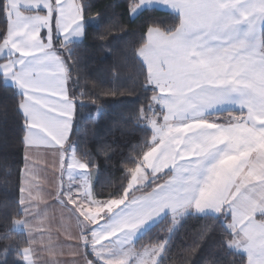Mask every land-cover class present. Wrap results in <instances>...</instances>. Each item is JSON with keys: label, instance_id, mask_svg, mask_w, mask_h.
I'll return each mask as SVG.
<instances>
[{"label": "snow or ice", "instance_id": "6c2138e0", "mask_svg": "<svg viewBox=\"0 0 264 264\" xmlns=\"http://www.w3.org/2000/svg\"><path fill=\"white\" fill-rule=\"evenodd\" d=\"M157 8L167 9L173 22L149 25L131 52L139 67L134 87L97 86L88 93L73 46L96 21L86 19L85 0H0V77L18 97L24 149L17 215L37 212L40 225H29L26 246L15 249L19 264H38L32 232L43 243L46 213L33 203L44 198L32 162L39 149L56 156L57 188L46 195L74 218L84 264H163L166 239L139 249L138 241L158 222L170 218L175 225L190 215L218 225L213 246L231 254L232 264H264V0L128 4L133 16ZM78 87L90 97L134 88L151 93L134 116L150 129V139L129 156L119 191L106 196L93 190L99 165L91 150L72 139ZM91 103L99 115L102 105L96 98ZM226 112L235 115L220 119ZM98 151L108 159L111 149ZM20 223L14 219V226ZM45 250L54 253L51 245Z\"/></svg>", "mask_w": 264, "mask_h": 264}, {"label": "trees", "instance_id": "16d2710c", "mask_svg": "<svg viewBox=\"0 0 264 264\" xmlns=\"http://www.w3.org/2000/svg\"><path fill=\"white\" fill-rule=\"evenodd\" d=\"M86 19L102 21L90 23L86 28V38L73 42L81 68V85H87L88 93H96L97 86L107 89L113 86L133 88L139 67L131 57V52L141 43L149 25L164 27L173 22L168 11H142L130 15V0H85ZM2 24V20H0ZM115 25L114 28L110 27ZM119 73V79L113 75ZM75 75V73H74ZM85 88H76L77 109L76 129L72 136L81 146L87 145L99 168L95 170L93 190L98 196L118 192L123 181L121 172L129 156H135L134 149L145 138L150 139V129L143 122L138 123L134 116L141 103H146L150 92H141L134 88L131 93L122 96L81 95ZM13 85L5 83L0 77V264H19L21 257L16 248L26 245V234L15 229L19 198V172L24 164V149L19 144L21 123L17 112L18 97L14 95ZM96 98L103 111L98 115L96 105L91 99ZM83 103V107L80 104ZM109 146V158L106 159L98 149ZM81 150H83L81 148ZM11 172L6 176V172ZM7 181V182H6ZM170 218L160 221L150 229L137 243V248L149 242L168 241L163 264H232L233 257L213 246V239L219 232L217 224L201 216L190 215L181 219L169 232ZM9 239H3L5 234ZM6 245L10 246L5 251Z\"/></svg>", "mask_w": 264, "mask_h": 264}, {"label": "rangeland", "instance_id": "374dc122", "mask_svg": "<svg viewBox=\"0 0 264 264\" xmlns=\"http://www.w3.org/2000/svg\"><path fill=\"white\" fill-rule=\"evenodd\" d=\"M133 16V15H132ZM56 161V156L52 152H45L43 149H39L33 152L32 155V162L36 165L38 175L36 183L38 185L39 190L44 194L43 199H38L33 203L36 205V210L41 212L44 216L43 226L41 232L43 233V243L34 244L33 247H36L39 252L42 251L46 254L45 257L47 259L51 258V261L59 258V261H63V264H71L69 258H64L63 260L61 257H58V253L60 251H68V250H75L77 249L78 254L74 257V262L72 264H84L83 252L79 251L80 248H77L75 245L79 243V233L75 227L74 218H70L69 212L67 209L62 208L58 204L52 203V198L48 197L46 194H54L57 188L58 180V172L56 167L54 166V162ZM24 167V164H23ZM95 177V171L92 173V183ZM76 180L80 179V174L77 173ZM67 185V181L65 182ZM78 187L77 184H73V188ZM66 190H68L66 188ZM73 197H75V193H73ZM83 199V198H82ZM71 206H69L70 208ZM36 215L37 212H33L30 210V214L22 216L20 219L25 221V223L16 224L13 227L15 229H21L25 232L26 237L29 238L28 234V226L31 225L32 228H37L40 225L36 222ZM171 221V219H170ZM176 225V224H175ZM175 225L171 222V229L175 227ZM32 239H36L37 242L41 240V233L40 232H32L31 234ZM74 238V245L68 246L71 239ZM47 241V243H46ZM53 243L54 253H50L46 251V247ZM52 246V245H51ZM68 249V250H67ZM139 249V248H138ZM64 251V252H66ZM44 257V258H45ZM42 258V257H41ZM45 259L43 260V264H46Z\"/></svg>", "mask_w": 264, "mask_h": 264}, {"label": "crops", "instance_id": "0c3cea01", "mask_svg": "<svg viewBox=\"0 0 264 264\" xmlns=\"http://www.w3.org/2000/svg\"><path fill=\"white\" fill-rule=\"evenodd\" d=\"M160 9H163V8H160ZM163 10H166V11H168L167 9H163ZM75 41H78V40H75ZM5 81V80H4ZM5 83H7V84H10V85H12V83H11V81H5ZM230 115H235V113H224V116L223 117H220V119H226V118H228ZM29 238L27 237V240H28ZM74 238H72L71 239V241H67V242H69V245L68 246H73L74 245ZM38 244H40L41 245V243L40 242H37ZM46 243H47V241H46ZM51 245L53 246V243L51 242ZM35 248V250H36V257H35V259L37 260V262H38V264H43V260L45 259V262H46V260H47V263L46 264H63V262L65 261V260H63L65 257L66 258H69L70 259V261H71V264H72V262H74V257H75V255L76 254H78V251H77V249H75V250H68V251H66V250H64V251H66V252H64V251H60L59 253H58V257H61V259L63 260L62 262L61 261H59V258H57V259H55L54 261H51V258L50 259H47L46 257H45V253L42 251V253L41 252H39L38 250H37V248L36 247H34ZM79 251L82 253L83 252V249L82 248H80L79 249ZM42 257V258H41ZM45 257V258H44Z\"/></svg>", "mask_w": 264, "mask_h": 264}]
</instances>
